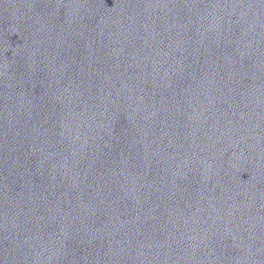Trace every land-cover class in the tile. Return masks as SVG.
I'll return each mask as SVG.
<instances>
[{
    "label": "water",
    "instance_id": "obj_1",
    "mask_svg": "<svg viewBox=\"0 0 264 264\" xmlns=\"http://www.w3.org/2000/svg\"><path fill=\"white\" fill-rule=\"evenodd\" d=\"M0 52L126 134L264 194V0H0Z\"/></svg>",
    "mask_w": 264,
    "mask_h": 264
}]
</instances>
